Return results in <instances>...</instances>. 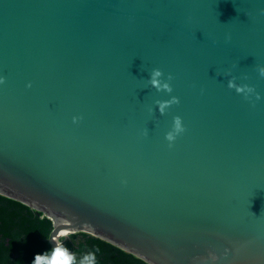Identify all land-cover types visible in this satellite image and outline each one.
<instances>
[{
	"label": "water",
	"instance_id": "95a60500",
	"mask_svg": "<svg viewBox=\"0 0 264 264\" xmlns=\"http://www.w3.org/2000/svg\"><path fill=\"white\" fill-rule=\"evenodd\" d=\"M258 66L264 0H0V196L52 222L35 264L77 233L146 264H264Z\"/></svg>",
	"mask_w": 264,
	"mask_h": 264
},
{
	"label": "trees",
	"instance_id": "16d2710c",
	"mask_svg": "<svg viewBox=\"0 0 264 264\" xmlns=\"http://www.w3.org/2000/svg\"><path fill=\"white\" fill-rule=\"evenodd\" d=\"M51 229L52 222L40 212L0 196V264H35L47 259L52 253ZM61 243L60 253L71 257L69 264H146L84 233L70 235ZM53 259L42 264H51Z\"/></svg>",
	"mask_w": 264,
	"mask_h": 264
},
{
	"label": "clouds",
	"instance_id": "9594fccd",
	"mask_svg": "<svg viewBox=\"0 0 264 264\" xmlns=\"http://www.w3.org/2000/svg\"><path fill=\"white\" fill-rule=\"evenodd\" d=\"M258 75L264 77V66L257 67ZM169 80H171V75L165 76L159 68H152L147 76V85L150 88H155L157 92L164 91L170 93L172 91L171 86L169 84ZM3 82V77H0V83ZM30 86V85H26ZM227 87L233 89L237 94H240L246 100H258L259 93L255 91V89L246 84H236L234 78H229L227 81ZM178 100L174 96H170L168 100L156 101V110L163 114L165 110L172 104L177 103ZM152 109L149 108V112ZM73 122L75 123L77 117H73ZM184 130L181 119L177 117H173L172 125L170 129L165 133V140L171 144L172 141L176 138V136L182 133ZM71 260L70 256L65 255L63 260H57L54 255V259L51 261V264H69Z\"/></svg>",
	"mask_w": 264,
	"mask_h": 264
},
{
	"label": "bare ground",
	"instance_id": "6f19581e",
	"mask_svg": "<svg viewBox=\"0 0 264 264\" xmlns=\"http://www.w3.org/2000/svg\"><path fill=\"white\" fill-rule=\"evenodd\" d=\"M64 234H65V232H61V233H60V236H64Z\"/></svg>",
	"mask_w": 264,
	"mask_h": 264
},
{
	"label": "flooded vegetation",
	"instance_id": "af4514ba",
	"mask_svg": "<svg viewBox=\"0 0 264 264\" xmlns=\"http://www.w3.org/2000/svg\"><path fill=\"white\" fill-rule=\"evenodd\" d=\"M62 244V243H61Z\"/></svg>",
	"mask_w": 264,
	"mask_h": 264
}]
</instances>
